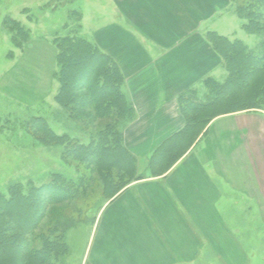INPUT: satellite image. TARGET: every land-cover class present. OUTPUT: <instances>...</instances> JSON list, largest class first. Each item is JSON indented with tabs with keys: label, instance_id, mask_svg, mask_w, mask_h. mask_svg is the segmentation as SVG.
I'll list each match as a JSON object with an SVG mask.
<instances>
[{
	"label": "crops",
	"instance_id": "crops-1",
	"mask_svg": "<svg viewBox=\"0 0 264 264\" xmlns=\"http://www.w3.org/2000/svg\"><path fill=\"white\" fill-rule=\"evenodd\" d=\"M109 1L107 24L95 27L91 40L81 37L107 54L123 75V91L135 112L123 130L124 145L144 166L185 126L178 96L188 89L204 95V80L223 70L206 31L227 16L229 0ZM227 121L209 124L198 154L195 145L163 177L136 181L103 203L91 234L90 264H195L203 238L222 232L214 210L221 199L215 177L243 194L256 188L242 179L232 183L223 168L231 167L232 174L239 161L228 148L238 145L235 137L243 143L241 122L229 130L230 142L211 147L218 134L213 127L224 134Z\"/></svg>",
	"mask_w": 264,
	"mask_h": 264
},
{
	"label": "rangeland",
	"instance_id": "rangeland-1",
	"mask_svg": "<svg viewBox=\"0 0 264 264\" xmlns=\"http://www.w3.org/2000/svg\"><path fill=\"white\" fill-rule=\"evenodd\" d=\"M109 2L0 0V193L6 194L8 186L14 182L26 185L27 181H31L34 186L39 187L49 182L53 174H61L73 181L80 177L75 163L62 160V145H38L26 126L34 118H38L55 135H67L80 142H88L89 133L83 129V124L73 119L68 110L56 100L59 84L54 73L57 70L58 51L54 42L65 36L82 35L91 40L95 27L107 24ZM229 6L227 16H222L221 21L212 25V32L231 41H240L249 51L262 52L264 33H248L243 28L245 21L236 13V3L229 0ZM206 34L208 35L207 31ZM222 69L212 78L218 83L224 81L228 74L223 64ZM200 91L207 92L203 86ZM204 95L200 94L199 97ZM220 117L227 118L228 121L224 134L220 133L219 127H213L218 134L215 139L213 137L212 149L218 148L222 140L223 146L225 142H230L229 130L236 128L241 122L244 141L240 143L241 136L235 137L238 145L235 146V141L228 148L231 156L239 161L232 164V174L231 167L228 170L223 168L232 183L234 180L239 183L242 179L246 186L256 188L251 194H243L235 191L233 185H230L232 188L226 186L222 177H215L221 199L214 210L221 218L219 225L222 232L213 233L210 240L203 238L204 245L201 254L196 256L195 264H264V110L220 115L211 122L221 120ZM207 127L184 155L195 145L194 151L197 154L203 149L202 142L207 134ZM232 139L235 140L234 137ZM174 152L172 156H175ZM178 152L180 150L176 154ZM151 155L152 153L146 160L145 170L133 155L136 165L132 180L125 187L136 181L163 177L184 156L168 170L166 165L170 163V156L157 162L158 168L152 169L151 173L148 171V166L153 163ZM125 187L114 194L105 195L101 184L95 179V185L87 190L86 195L80 192L83 196L78 199L53 206L51 211L54 215L45 220L34 235L46 234L48 227H59L64 232L67 251L58 257V264H90L88 254L95 245V236L93 234L91 237V234L95 232L93 229L98 210L104 202L111 200ZM33 246L40 247L41 240L37 238Z\"/></svg>",
	"mask_w": 264,
	"mask_h": 264
},
{
	"label": "trees",
	"instance_id": "trees-1",
	"mask_svg": "<svg viewBox=\"0 0 264 264\" xmlns=\"http://www.w3.org/2000/svg\"><path fill=\"white\" fill-rule=\"evenodd\" d=\"M230 1L236 3V13L245 21L243 28L248 33H264V0ZM207 40L226 68L227 77L220 83L212 78L204 80L207 92L202 98L195 89L178 96L185 126L152 152L149 172L169 156L166 169H170L216 117L264 110V50L249 51L240 41L214 32L208 33ZM54 45L58 51L56 100L83 124L89 133L88 142L55 135L38 118L26 128L38 145H62V160L75 163L80 177L73 181L53 174L39 187L31 181L26 185L14 182L6 194L0 193V264H58V257L67 251L64 232L59 227H48L46 234L34 235L54 215L52 207L86 195L95 179L105 195L114 194L129 184L136 165L123 144L122 131L135 112L124 94V78L117 64L80 36H65ZM37 238L40 247L33 246Z\"/></svg>",
	"mask_w": 264,
	"mask_h": 264
}]
</instances>
